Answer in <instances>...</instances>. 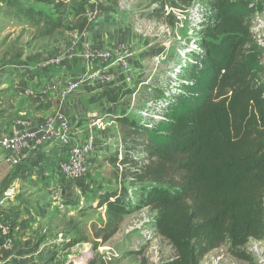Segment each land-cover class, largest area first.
<instances>
[{"label": "rangeland", "instance_id": "374dc122", "mask_svg": "<svg viewBox=\"0 0 264 264\" xmlns=\"http://www.w3.org/2000/svg\"><path fill=\"white\" fill-rule=\"evenodd\" d=\"M1 1L0 75L15 69L16 64L29 65L33 68V77L37 76L33 81L48 77L42 81V87L33 82L30 86L32 92L38 88L49 92L50 109L54 108L52 116L59 115L55 113L57 96L69 97L66 103L80 106L75 114L80 121L73 122L74 125L76 121L81 122L77 126L78 142L70 141L72 137L65 135L64 144L73 142L92 148L88 163L90 177L84 180L96 182L88 195H84L69 178L70 186L64 184L59 191L61 197H66L65 201L55 204L53 210L51 197L26 191L24 198L33 201L40 198L48 209H41L39 205L35 208L44 217L41 226L45 239L21 245L25 250L32 247L35 250L29 254L15 253L8 264H164L170 261L175 252L155 230L156 212L138 204L140 196L152 185L149 182L130 185L128 179H121L119 171L124 167H119L117 172L109 163L114 156L122 159L128 153L137 163L135 168L147 166L146 138L139 130L121 125L115 119L124 117L141 126L150 124L161 113L163 109L158 108V102L162 94L171 90L174 93L193 65L191 53L198 49L203 26L212 15V0H195L186 10L173 7L174 0H113L112 3L76 0L67 5L63 16L56 18L57 24L75 30H57L48 36L44 34L46 26H35L25 19L16 21L6 13ZM31 1L22 0V5L27 6ZM241 1L262 7L249 17V22L252 35H260L264 44V0ZM32 4L34 9L50 13L48 6ZM261 49L264 68V47ZM124 91L129 94L116 103L98 99L106 93L113 96ZM150 103L153 106L147 109ZM145 112H149V118L144 117ZM63 119L67 122L70 118ZM7 158L0 152V162ZM153 169L157 174L150 180L155 176L162 180L161 170ZM4 174L0 168V179ZM165 174L173 184L171 190L182 185V172L181 176L173 170ZM114 179L119 185L124 181L128 187L129 214L113 216L105 207L97 208L99 195L117 187ZM164 187L169 188L168 184ZM68 203H74L72 208L67 207ZM201 264H264V239H251L234 251L226 242L208 253Z\"/></svg>", "mask_w": 264, "mask_h": 264}, {"label": "trees", "instance_id": "16d2710c", "mask_svg": "<svg viewBox=\"0 0 264 264\" xmlns=\"http://www.w3.org/2000/svg\"><path fill=\"white\" fill-rule=\"evenodd\" d=\"M74 1L33 0L23 6L22 0H2L1 4L18 21L46 26L48 36L75 30L56 21ZM194 1L174 0L172 6L186 10ZM32 2L48 6L50 13L34 9ZM212 2V15L203 26L198 49L191 53L193 65L184 82L174 93L161 96L167 100L158 115L161 119L141 126L124 117L115 119L146 138L150 164L135 168L128 153L109 163L117 172L124 167L121 179L130 185H152L138 204L156 212L155 230L175 252L164 264H201L226 242L234 251L251 239H264V68L262 49L249 22L262 7L241 0ZM128 94L106 93L98 99L116 103ZM154 167L163 173L162 180L157 176L150 180ZM169 168L184 175L174 190L165 174ZM117 179L114 190L99 195L97 208L123 216L131 212L129 190ZM167 184L169 188L164 187Z\"/></svg>", "mask_w": 264, "mask_h": 264}, {"label": "crops", "instance_id": "0c3cea01", "mask_svg": "<svg viewBox=\"0 0 264 264\" xmlns=\"http://www.w3.org/2000/svg\"><path fill=\"white\" fill-rule=\"evenodd\" d=\"M15 20L18 21L16 17ZM14 68L5 71L4 75H0V138L24 131L40 134L46 120L62 116V118H70L69 121L67 120L68 134L73 139L70 141L78 142L80 130L77 126L81 122H78L80 117H76L75 114H78L80 106L70 102L66 103L70 99L69 97L61 98L57 96L55 113L59 115L52 116L54 108L51 106L50 109L49 92H43L42 88L32 92L30 86L33 82L42 87V81L48 80V77H40V80L33 81L37 79V76H34L33 79L31 78L32 67L16 64ZM20 69L23 71H20ZM76 119L78 121L74 125L73 122ZM60 145H46V147L38 150L29 148L24 160L17 166L11 165L6 159L0 162V168L5 171L4 178L0 179V191L8 189L14 196L13 200L6 203V208L4 209L7 215L6 224H9V238L12 246L9 250L0 251V264H8L13 261L12 258L15 253L29 254V252L35 250L34 247L25 250V248H20L21 245L25 243H31L29 245H32L39 239H45V236H43L45 231L41 226L44 217L35 208L38 205L41 209L47 208L42 205L40 198L35 201L31 198L28 200L24 198L23 194L25 195L26 191L33 190L31 192L42 193L44 196L51 197V210L56 207L55 204H58V202L63 203L65 201L66 197L59 195L60 187L64 184H69V182L71 183V181L65 176L56 175L55 166L61 158ZM72 181H74L73 186H76V189L84 193V195H88L87 193L91 191L92 186L96 184L95 181L84 179L79 181L72 179ZM74 191L76 192V190ZM72 205L74 203H68L67 207L72 208ZM3 241L4 237L0 233V244ZM37 245L36 243V248ZM29 256L28 258L32 260V255Z\"/></svg>", "mask_w": 264, "mask_h": 264}, {"label": "built area", "instance_id": "2783aa9c", "mask_svg": "<svg viewBox=\"0 0 264 264\" xmlns=\"http://www.w3.org/2000/svg\"><path fill=\"white\" fill-rule=\"evenodd\" d=\"M255 43L261 48L264 47L262 37L260 35L253 36ZM196 48L197 45H194ZM158 103V108L162 109L167 106V100L162 99ZM157 104V103H156ZM155 104V105H156ZM153 103H150L147 109L151 108ZM149 112L144 113V117L149 118ZM155 121L161 118L156 115L152 118ZM43 130L40 134L36 132L24 131L21 133L8 135L0 138V152H4L7 155V161L17 166L25 158L27 149L31 148L38 150L46 145L58 144L61 146L60 160L56 163V175L65 176L74 180H81L88 177L90 173V154L91 147H81L67 142L64 144L65 135L69 136L68 124L62 117L56 119H48L43 125ZM60 143V144H59ZM91 162H93L91 160ZM129 195V194H128ZM131 198V197H130ZM128 197L127 200L130 199ZM14 196L10 190L2 189L0 191V233L4 237V241L0 244L1 250H9L12 246L9 238V229L7 225V215L5 212L6 203L13 200Z\"/></svg>", "mask_w": 264, "mask_h": 264}]
</instances>
